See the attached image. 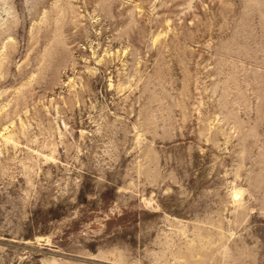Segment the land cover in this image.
Instances as JSON below:
<instances>
[{
    "label": "rangeland",
    "instance_id": "obj_1",
    "mask_svg": "<svg viewBox=\"0 0 264 264\" xmlns=\"http://www.w3.org/2000/svg\"><path fill=\"white\" fill-rule=\"evenodd\" d=\"M0 264H264V0H0Z\"/></svg>",
    "mask_w": 264,
    "mask_h": 264
}]
</instances>
